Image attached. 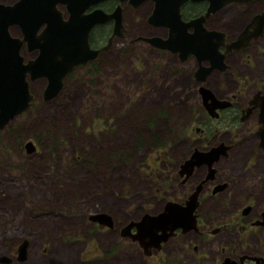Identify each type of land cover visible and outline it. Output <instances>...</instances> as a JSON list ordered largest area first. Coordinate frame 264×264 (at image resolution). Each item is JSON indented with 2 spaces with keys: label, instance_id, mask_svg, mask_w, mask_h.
Instances as JSON below:
<instances>
[{
  "label": "rangeland",
  "instance_id": "rangeland-1",
  "mask_svg": "<svg viewBox=\"0 0 264 264\" xmlns=\"http://www.w3.org/2000/svg\"><path fill=\"white\" fill-rule=\"evenodd\" d=\"M125 51L131 59L114 48L91 75L75 70L46 101V80H34L33 104L0 129V255L14 254L27 239L23 264H155L135 241L121 239L117 227L156 214L175 194L174 140L192 115L203 118L191 79L196 63L150 50L135 59V50ZM208 86L229 95L217 75ZM224 123L209 127L234 131ZM243 129L248 133L249 124ZM153 133L158 144L150 141ZM27 141L35 151L25 150ZM98 211L110 214L113 228L90 221ZM178 247L169 245L163 264H182Z\"/></svg>",
  "mask_w": 264,
  "mask_h": 264
},
{
  "label": "flooded vegetation",
  "instance_id": "flooded-vegetation-1",
  "mask_svg": "<svg viewBox=\"0 0 264 264\" xmlns=\"http://www.w3.org/2000/svg\"><path fill=\"white\" fill-rule=\"evenodd\" d=\"M89 1L96 2L86 7L84 15L97 9L106 13L120 11L121 34L113 36L114 20L92 26L87 41L90 49L99 50L98 54L86 63L74 67L65 76V80L78 69L96 71L104 63L101 60L107 59L114 48L115 52L126 54L123 57L129 59L130 55L125 50L131 48L136 51L135 59L139 52L150 50L157 58L168 56L177 63H184L188 59L196 63L191 79L198 84L194 85V93L200 98L198 113L201 112L200 117L203 118L199 117L200 120H197L192 115L183 124L184 133L177 135L174 140L175 174L178 183L172 189L175 193L173 197L163 199L164 204L160 209L169 200L185 205L196 187L201 184L194 211V227L189 231H183L182 228L176 230L158 249H149L150 254L147 255L138 241L134 242L120 235L121 239L138 244L143 254L155 264H163V254L175 250L173 247L168 249L173 242L181 250L182 264H264V0H0V4L5 8L35 9L37 6L54 4L61 19L66 21L70 15L67 3ZM156 2L164 14V26H154L149 21ZM54 8L51 10L55 11ZM201 18L203 20L199 21ZM188 23L191 25L186 26ZM44 26L45 23L36 29V37L41 35ZM11 28L16 29V35L11 33ZM196 28L221 35L220 38L215 37L211 43L217 45L216 53L223 59L221 69H210L205 79L198 82L195 80L194 71L199 65L208 68L211 65L210 60L199 64L194 55L181 60L178 51L172 53L169 49L158 48L150 42L138 39L140 36L148 38L157 35L167 40L172 31H178V35L183 37L182 31L186 35H192ZM8 32L12 37L23 40L20 55L25 62L37 56V48L28 50L20 25H10ZM243 32L245 35L240 44L238 40ZM128 34L133 35L130 43L116 47ZM200 39L205 40L203 37ZM233 42L238 48L230 47ZM212 75H217L221 81L224 79L228 96H219L208 86ZM227 76L231 83L225 80ZM33 81L28 79L30 91V83ZM200 85L211 89L218 99L228 101L227 107L216 111L217 117H211L204 107L202 97L198 94ZM246 88L248 91L244 96L243 91ZM190 98L187 96L185 104ZM200 121L205 123L204 126L203 123L198 126ZM212 121H225V127L234 128V131H220L213 126L210 128ZM247 124L250 126L248 133L243 129ZM242 129L245 135L241 134ZM218 145L223 146V151H220L219 157L213 160L210 167L203 163L199 167L195 166L190 174H186L181 165L190 158L194 150L208 151ZM205 205L207 208L203 212ZM123 225L117 227L119 234L122 233ZM113 227L114 223L111 228ZM16 253L17 247L15 253L9 255L13 260L8 264L26 263L28 259L19 261Z\"/></svg>",
  "mask_w": 264,
  "mask_h": 264
},
{
  "label": "water",
  "instance_id": "water-1",
  "mask_svg": "<svg viewBox=\"0 0 264 264\" xmlns=\"http://www.w3.org/2000/svg\"><path fill=\"white\" fill-rule=\"evenodd\" d=\"M95 2L67 3L70 15L66 21L61 19L54 4L37 6L36 9L8 6L5 8L0 4V129L33 104L34 94L29 90L28 79L30 81L38 78L46 79L42 94L43 101H46L54 98L62 90L65 76L69 71L79 66L80 63H86L97 56L99 50L90 49L87 41L92 26L114 20L113 36H120L122 18L119 15V10L106 13L102 9H97L84 15L86 7ZM133 4L136 5L135 2ZM51 8H54L55 11ZM163 16L161 6L156 2L149 18L150 23L154 26H164ZM202 20L203 18L199 19V21ZM44 23L43 32L36 37V29ZM13 24L21 26L28 50L37 48V56L32 60L25 62L23 56L20 55L23 40L12 37L8 32V27ZM190 25L186 24V26ZM182 32L183 37L178 35V31H172L173 36L171 33V37H168L167 40L165 37L157 35L148 38L140 36L138 39L150 42L158 48L169 49L172 53L178 51L181 60H185L189 55H194L199 64L204 60H210L211 65L208 68L199 65L198 69L194 71L197 82L204 80L210 69L223 67V59L216 53L217 45L211 43L215 37L220 38L221 35L203 28H196L192 35ZM244 35L243 32L238 40L240 44H242ZM201 37L205 40H201ZM234 44L235 42L230 47L238 48ZM198 94L201 95L202 103L211 117H217L216 111L228 106L227 100L218 99L207 87L200 85ZM24 148L28 153L35 151L32 141H27ZM222 149L223 146L218 145L208 151L194 150L181 167L187 175L195 166L199 167L203 163L210 167L213 160L219 157ZM200 187L201 184L196 187V191L191 194L185 205L169 200L156 214L145 212L139 219L124 224L121 228V237L138 241L147 255L150 254L149 249H158L159 245L168 241L176 230L182 228L183 231H189L193 229L196 220L194 211L198 204L197 196ZM88 218L91 222L109 229L113 225V218L103 211L90 214ZM17 245V260L26 261L28 259V240L23 239ZM12 260L13 258L7 254L0 255L1 264H8Z\"/></svg>",
  "mask_w": 264,
  "mask_h": 264
},
{
  "label": "trees",
  "instance_id": "trees-1",
  "mask_svg": "<svg viewBox=\"0 0 264 264\" xmlns=\"http://www.w3.org/2000/svg\"><path fill=\"white\" fill-rule=\"evenodd\" d=\"M92 70H89V74L91 75L92 74ZM140 141V140H139ZM150 141L151 142H156V144H158V134H156V133H153V135L151 136V138H150ZM139 143V142H138ZM158 147V146H157ZM156 147V148H157Z\"/></svg>",
  "mask_w": 264,
  "mask_h": 264
}]
</instances>
